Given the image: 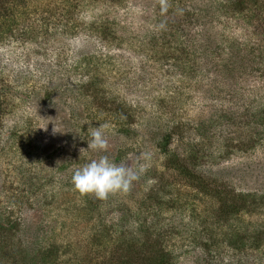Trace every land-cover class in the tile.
<instances>
[{"label": "rangeland", "instance_id": "rangeland-1", "mask_svg": "<svg viewBox=\"0 0 264 264\" xmlns=\"http://www.w3.org/2000/svg\"><path fill=\"white\" fill-rule=\"evenodd\" d=\"M213 1L172 0L169 13ZM73 11L72 24L18 23L0 42V216L10 222L0 264H41L45 249L55 261L45 264H264V204L246 197L264 193V129L237 134L227 119L264 111V39L244 13H222L207 35H220L222 62L204 57L205 75L182 77L147 50L167 17L159 0H78ZM107 20L111 32L97 31ZM105 123L108 151L88 149ZM143 153L151 167L128 195L100 201L72 184L101 155L134 167Z\"/></svg>", "mask_w": 264, "mask_h": 264}, {"label": "trees", "instance_id": "trees-1", "mask_svg": "<svg viewBox=\"0 0 264 264\" xmlns=\"http://www.w3.org/2000/svg\"><path fill=\"white\" fill-rule=\"evenodd\" d=\"M171 1L172 0H170L171 7L167 12V17L161 22L166 25V28H160L158 35L155 37L152 36V38L154 37V45L149 46L147 50L148 52H157V54L163 53L166 58L174 61L176 65L183 66V68L180 69L183 75L182 77L186 74V77L192 75L191 77L193 78L192 73H201L198 75L200 77L201 75H205L203 74V68L208 67L207 64H210L209 61L218 59V65L222 62L220 55L223 56L225 51L222 52L221 50L220 35L217 34V42H212L213 40H209L207 37L209 34L208 30L214 28L216 24L221 23L218 21L222 13H244L250 29V35L253 33L255 37L264 39V0H221V3L217 0L208 5L203 3L205 8L192 14L180 6L176 10L181 13L179 17L175 11L172 15L169 13V11L173 9ZM77 4L78 0H45L43 3L42 0H0V42L3 35L8 32L12 33L14 27L18 26V23H21L22 30L27 32H33L31 27L34 24L37 25L38 31L46 30L51 24L52 18H55V16H59V20L64 25H66L67 22L72 24L74 16L73 10L76 9ZM58 9L60 13H57ZM112 23L111 20L110 22L107 20L102 24H98L95 28L101 33H110V25ZM6 36H8V34H6ZM235 41L236 40H234V42ZM236 50L237 49H234V46H232L229 49V54H234ZM204 57L206 58L205 62L207 64L200 65V60ZM184 69L187 73H185ZM188 78L189 80L192 79L190 77ZM224 116L227 117L228 115L225 113L222 117L225 118ZM246 118L247 117H241V115L237 120H234L232 116L227 117L229 123L233 121L234 124H238L236 128L234 127L235 133L237 134L240 128L244 129L253 123L260 127L258 128L259 130L264 129V111L254 114L253 118H248L247 120ZM125 124H127L126 120ZM233 125L231 124V127ZM227 131H230V128ZM130 132V128L125 129V133L129 134ZM170 137V134L164 136L159 143L160 150L164 154L170 143ZM174 166L179 169H184L178 162H175ZM246 197L250 198L255 203L261 200L259 201L260 204H264V193L260 196L256 194H247ZM9 224V219L7 220V218L4 219L0 216V243L4 241L3 239L5 238L1 237L2 233L10 230ZM2 251L3 249L0 251L1 262L3 260ZM53 258L54 255H50L49 251L45 249L40 252L38 261L41 264L48 262L54 263L55 261Z\"/></svg>", "mask_w": 264, "mask_h": 264}, {"label": "clouds", "instance_id": "clouds-1", "mask_svg": "<svg viewBox=\"0 0 264 264\" xmlns=\"http://www.w3.org/2000/svg\"><path fill=\"white\" fill-rule=\"evenodd\" d=\"M159 5L162 15L171 7L170 0H159ZM159 27L164 29L166 25L161 23ZM109 127L106 123L100 124L99 127H91L88 149L98 152L108 151L109 142L105 133ZM44 130L46 131L47 128ZM57 131L58 129L54 127L53 133ZM150 161V154L143 153L138 158L137 164L129 167L124 163H115L107 155H101L98 159H92L76 168L72 175V184L81 196H93L100 201H107L117 195H128L134 183L139 181L151 167Z\"/></svg>", "mask_w": 264, "mask_h": 264}]
</instances>
